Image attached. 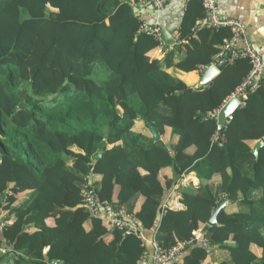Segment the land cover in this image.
<instances>
[{"label": "trees", "instance_id": "obj_1", "mask_svg": "<svg viewBox=\"0 0 264 264\" xmlns=\"http://www.w3.org/2000/svg\"><path fill=\"white\" fill-rule=\"evenodd\" d=\"M140 1L0 0V209L12 215L4 237L29 260L16 264H137L145 241L119 227L109 240L99 234L101 220L82 202L86 185L100 209L109 204L142 229L160 213L154 238L163 248L201 230L205 245L196 241L172 264H203L208 247L229 251L218 264H264V144L257 157L249 144L264 140V81L234 111L223 144L212 142L216 120L207 114L243 81L249 60L225 62L208 84L187 90L166 69L208 66L229 29L194 30L204 8L193 0L179 27L185 49L176 44L146 62L161 40L140 31ZM166 128L176 141L162 138ZM165 167L174 171L168 185L191 171L207 182L217 175L220 185L183 191L184 207L163 209ZM11 188L29 192L23 203L4 202ZM224 199L237 211L225 205V217L208 225ZM44 248L48 262L34 258Z\"/></svg>", "mask_w": 264, "mask_h": 264}, {"label": "crops", "instance_id": "obj_2", "mask_svg": "<svg viewBox=\"0 0 264 264\" xmlns=\"http://www.w3.org/2000/svg\"><path fill=\"white\" fill-rule=\"evenodd\" d=\"M193 0H168L163 7L155 8L148 3L139 2L134 6V11L136 15L140 17V19L147 24L151 25H158L160 30L165 28L168 30L171 37L175 39V44H179L182 50L185 49L186 40H179V27L182 23L184 11L188 4H190ZM202 2V1H201ZM216 5L220 11V14L224 17L233 18L240 20L246 27V32L249 40L253 43L256 48L264 47V0H215ZM173 45L166 46L162 41L161 44L156 47L155 49L151 50L145 55L146 62H155L156 60H161L164 58L166 51L171 49ZM235 46H240V42H236ZM183 52V51H182ZM183 53H181L182 55ZM178 59H175L177 61ZM262 61L264 65V53L262 56ZM167 72L171 73L172 75L182 79L189 87H192L195 83H197L202 75V69L198 68L197 64L187 63L181 69L178 68H168L166 69ZM264 72V67H263ZM192 110H198L197 103H193L190 105ZM165 134L163 135V139L167 142L170 138L172 141H176V137L170 136V129H165ZM258 140V139H257ZM250 141L249 144L251 145V149L253 148L256 141ZM194 148L188 149L189 153H192ZM187 175V178L183 182H181L180 178L178 180L175 179L170 185L167 184V181H171L174 179V171L171 167H165L161 171V184L163 186V193L161 197V207L164 203L172 200V202L177 206V208L184 207V204L181 201V194L183 191L190 192L192 194L198 191L199 186L201 185H209L210 187H216L220 185L219 178L217 175L210 180V182L200 180L196 174L191 172H184ZM182 176V175H181ZM97 179H100L99 177ZM119 187L116 186V190ZM29 192H21L17 193L12 188L8 190L4 195H2V199L4 202L11 201L13 202L12 206H17L24 202L26 197L28 196ZM229 205V207H233L232 211H237V206L229 203L227 199H224ZM221 201V202H222ZM3 202V203H4ZM137 206L136 209L139 207V204L142 203V197L137 199ZM220 204V203H219ZM227 211L225 208L219 211L220 217H225V213ZM3 215H10V223H12V215L6 212V209H0V217ZM96 216L101 220L102 227L97 232L106 240L111 238L110 231L108 230L107 226V219L110 216L108 212L104 209H99L96 213ZM123 218L127 219L126 216ZM218 219V215H217ZM51 222V220H49ZM91 222L95 225V221L91 220ZM159 221L156 219L155 224L149 229H143L142 233L145 238V244L147 247V251H150L149 248V241L153 238L155 231L158 227ZM5 228V227H4ZM0 229V242L4 245L9 253L4 257H0V264H16L15 261L18 259V256H22L24 259L23 262H28L27 253L24 252L21 248H16L13 244L9 243L3 235V229ZM28 230H32L29 228ZM202 233L200 234L199 240H202ZM210 250L209 257L206 258L203 264H218L222 261L229 260V251L223 248H216V247H208ZM252 251L255 252L257 255L261 253V249L256 245H252ZM189 253V250H185L181 252L179 256L176 258H182L185 254ZM36 259H40L41 261L48 262L47 258V248L41 249L37 251L35 255ZM51 262V261H49ZM48 262V263H49ZM47 264V263H46ZM172 264V263H171Z\"/></svg>", "mask_w": 264, "mask_h": 264}, {"label": "built area", "instance_id": "obj_3", "mask_svg": "<svg viewBox=\"0 0 264 264\" xmlns=\"http://www.w3.org/2000/svg\"><path fill=\"white\" fill-rule=\"evenodd\" d=\"M167 1L168 0H142L141 2L148 3L155 8H161ZM201 1L204 8V15L195 22L194 30L203 27H226L230 31V36L223 39L222 43L220 44V50L213 56L211 63L219 68V66L225 62H231L237 58H247L251 64V68L246 77L235 88L227 100L218 109L207 114L209 117H213L216 120V129L211 137V141L217 142V144L221 146L224 141L223 129L228 124L231 116L225 119L224 124H221L218 122V112L220 108L233 97L239 101V106H243L248 94L253 92L258 87L261 80L264 81V65L262 61L264 47L256 48L253 45L247 36L246 27L243 22L237 19L222 16L215 0ZM140 31L153 34L160 39V27L158 25L143 23ZM236 42H240V46L236 47ZM185 178H187V175L183 173L180 177L181 182H183ZM81 195L84 205L89 208L92 214H96L100 207L97 203L94 190L91 189L90 185H86L84 187ZM168 207L177 208L172 200L162 205L163 209ZM104 209L110 214V217L107 219L108 229L115 227L124 228L126 230L122 231L123 237L126 236V231H132L140 235L145 241L142 233L143 229L140 228L136 222L113 215L109 204H106ZM10 218V215H3L0 217V229L6 227L9 224ZM197 237L198 233L194 232L189 240L178 242L170 248H163L153 236V238L149 241L150 251H145L137 264H171L176 260L182 250L188 245L192 244L194 239ZM7 251L8 249L0 242V257L6 255ZM47 264H59V262L54 260Z\"/></svg>", "mask_w": 264, "mask_h": 264}, {"label": "water", "instance_id": "obj_4", "mask_svg": "<svg viewBox=\"0 0 264 264\" xmlns=\"http://www.w3.org/2000/svg\"><path fill=\"white\" fill-rule=\"evenodd\" d=\"M160 40L166 45H174L175 39L171 37L168 30L162 28L160 30ZM220 72V68L216 67L214 64L210 63L208 66L202 68V75L197 83L192 87H188L187 90L199 89L202 86L208 84L212 81ZM22 106V105H21ZM239 107V101L236 98L229 99L219 110L218 112V122L221 124L225 123V119L233 115L234 111ZM151 132L154 139L159 138V134L154 127H151ZM264 144L263 139H258L251 149L252 153L257 157L259 148ZM227 203L225 201L220 202V204L215 208L209 217L207 224L216 225L218 224L217 215L220 210L224 208ZM161 214L157 216V220L160 221ZM138 223V222H137Z\"/></svg>", "mask_w": 264, "mask_h": 264}, {"label": "rangeland", "instance_id": "obj_5", "mask_svg": "<svg viewBox=\"0 0 264 264\" xmlns=\"http://www.w3.org/2000/svg\"><path fill=\"white\" fill-rule=\"evenodd\" d=\"M21 106V105H20ZM194 232H197L198 233V237L196 238V239H194V241H193V243L192 244H190V245H188L187 247H185L183 250H182V252H184L185 250H190L191 249V247L195 244V242L197 241L199 244H201V245H205V239H204V236H202V240L200 241L199 240V237H200V234L202 233V231L201 230H196V231H194ZM193 232V233H194ZM202 235H203V233H202ZM190 239V238H189ZM189 239H187V240H189ZM186 241V240H185ZM179 242H181V241H179ZM8 253H9V251H7Z\"/></svg>", "mask_w": 264, "mask_h": 264}]
</instances>
